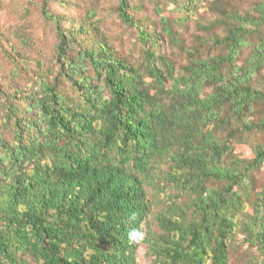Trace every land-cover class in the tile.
Returning a JSON list of instances; mask_svg holds the SVG:
<instances>
[{"label":"trees","instance_id":"16d2710c","mask_svg":"<svg viewBox=\"0 0 264 264\" xmlns=\"http://www.w3.org/2000/svg\"><path fill=\"white\" fill-rule=\"evenodd\" d=\"M169 1L178 20L156 4L186 54L179 68L130 0L118 11L145 46L139 62L118 54L95 13L79 23L44 3L56 74L0 88V264H138L143 241L151 264H231L238 234L255 251L242 264H264V186L250 184L264 144L249 138L264 131V0L247 11L207 0L215 17L197 22L192 46L175 27L196 20L197 1ZM154 213L161 231L130 240Z\"/></svg>","mask_w":264,"mask_h":264},{"label":"rangeland","instance_id":"374dc122","mask_svg":"<svg viewBox=\"0 0 264 264\" xmlns=\"http://www.w3.org/2000/svg\"><path fill=\"white\" fill-rule=\"evenodd\" d=\"M196 1V20L192 19L175 27L180 34V38L188 46L195 43V36L198 33L197 22L211 20L215 17L211 8L208 7L210 4L207 0ZM224 1L243 11L251 10L255 5V0ZM45 2L54 14H64L67 18H73L75 22L79 23L87 15L95 13L94 21L98 23L103 36L111 43L118 54L131 62L142 60L145 46L140 41L137 30L126 24L119 16L118 0H0L1 89L23 88L25 90V88H29L28 85L34 83L42 70L46 72L53 71L56 74L59 66L57 64L59 37L55 22L46 18L43 13ZM157 2L163 8V13L168 12L173 21L180 18V9L175 4L169 0H157ZM130 3L129 13L136 20L146 22L150 30L156 29L160 33L161 51L166 53L168 58L174 60L178 68L186 63V54L180 51L179 46L171 43L170 39L164 34L163 20L158 12L156 0H130ZM78 48L76 46V48L70 49V56L76 54ZM10 55H13L14 59ZM17 65L20 66V71L17 70ZM14 73H16V77H14ZM257 86L263 87L259 82ZM3 101L4 96L0 92V120L4 114ZM257 119L258 116L252 117V120ZM6 135L11 137L8 131ZM249 138L252 143L264 144V131L254 132L249 135ZM251 179L250 184L254 186V189L256 191L262 190L264 186V168L255 171ZM155 203L157 210L161 205L158 204V201ZM155 213L145 225L146 233L143 234V239L154 237L161 231ZM229 254L231 264H242L253 256L255 251L244 241V236L238 234L236 240L230 245ZM137 261L138 264H151L152 262L149 245L145 241L141 242L137 250Z\"/></svg>","mask_w":264,"mask_h":264},{"label":"clouds","instance_id":"9594fccd","mask_svg":"<svg viewBox=\"0 0 264 264\" xmlns=\"http://www.w3.org/2000/svg\"><path fill=\"white\" fill-rule=\"evenodd\" d=\"M142 238V233H140L137 230H133L130 234H129V239L132 241H137L139 239Z\"/></svg>","mask_w":264,"mask_h":264}]
</instances>
